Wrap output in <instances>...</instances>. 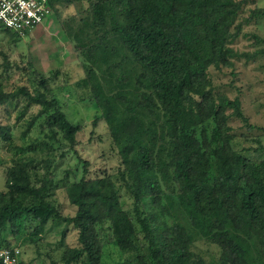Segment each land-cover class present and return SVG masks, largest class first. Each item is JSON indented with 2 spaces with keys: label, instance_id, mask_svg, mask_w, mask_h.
<instances>
[{
  "label": "trees",
  "instance_id": "16d2710c",
  "mask_svg": "<svg viewBox=\"0 0 264 264\" xmlns=\"http://www.w3.org/2000/svg\"><path fill=\"white\" fill-rule=\"evenodd\" d=\"M75 1L81 0L48 3L54 13L57 3ZM84 1L85 16L69 32L85 57L86 75L77 86L99 112L93 124H106L119 168L113 177L71 182L66 195L76 211L63 216L47 199L53 156L40 159L46 173L40 176L36 154L24 156L25 148L17 147L24 155L6 168L5 191H0V249L12 247L5 234L18 237L32 226L36 235L51 222L78 232L80 246L63 250V264H105L101 236L130 256L113 264H206L191 250L197 237L218 247L211 264H264V146L258 138L255 147L236 142L231 117L253 127L238 98L213 92L208 74L211 67L229 65V44L242 28L241 3ZM252 16H264V9ZM19 97L25 107L17 119L31 105L39 106L25 133L38 126L47 154L61 149V140L74 146L78 127L66 119L46 81L11 93L0 83V105ZM9 136L0 125V139ZM64 154L61 149L59 156ZM87 165L84 161L83 173ZM123 188L133 200L134 216L122 207Z\"/></svg>",
  "mask_w": 264,
  "mask_h": 264
},
{
  "label": "rangeland",
  "instance_id": "374dc122",
  "mask_svg": "<svg viewBox=\"0 0 264 264\" xmlns=\"http://www.w3.org/2000/svg\"><path fill=\"white\" fill-rule=\"evenodd\" d=\"M235 1L242 5L239 18L242 28L240 34L229 44L232 52L228 57L229 65L217 69L211 67L208 74L213 92L223 94L230 100L238 98L243 115L253 127L248 130L238 117H231L228 124L232 128L231 133L236 136V142L244 148L255 147V139L258 138L264 146V16H252L253 11L264 9V0ZM87 8L88 2L84 0L69 4L57 3L55 12L31 32L17 38L0 32L2 90L6 93L20 88L32 90L43 79L49 85L51 94L59 100L60 110L66 119L78 127L73 147H68L67 142L61 140V149L65 152L63 156H59L61 149L47 154L46 148L42 149L40 144V141H46V137L38 126L25 133L26 122L37 114L39 106L31 105L24 116L17 119L25 107L23 97L0 105V125L7 127L10 134L7 140L0 139V191H5L6 168L20 154L24 155L16 150L17 147L25 148L24 156L36 154L33 156L40 176L46 174L40 159L53 156L54 161L48 174L51 178V190L47 199L59 209L61 215L70 217L75 214L76 207L69 202L66 187L82 176L86 180L113 177L120 164L119 157L111 146L106 124L103 120L93 124L99 112L93 103L83 100L85 90L77 86L86 75L85 57L83 59L75 47L69 32L71 33V26L75 27L79 19L85 16ZM230 112L227 111L228 114ZM196 135L200 138L199 129ZM56 136L61 138V133L56 132ZM84 161L88 165L83 173ZM116 183L119 184L118 181ZM120 198L123 209L134 216L133 200L124 188L120 192ZM176 214L184 222L181 213L176 211ZM174 215L167 217L169 225L175 222ZM136 228H139L138 224ZM32 229L31 226L18 237L11 233L5 234L12 246L19 243L26 264H63V250L80 246L78 232L70 226L66 227L64 223L49 222L44 232L36 235ZM62 231L65 232L64 237L61 236ZM101 240V259L105 264L130 257L128 253L120 252L112 243L104 242L102 236ZM191 250L206 264L216 261L220 254L218 247L203 237L196 238ZM76 264L83 263L77 261Z\"/></svg>",
  "mask_w": 264,
  "mask_h": 264
},
{
  "label": "built area",
  "instance_id": "2783aa9c",
  "mask_svg": "<svg viewBox=\"0 0 264 264\" xmlns=\"http://www.w3.org/2000/svg\"><path fill=\"white\" fill-rule=\"evenodd\" d=\"M51 13L48 0H0V28L25 35L41 26ZM24 263L20 247L0 249V264Z\"/></svg>",
  "mask_w": 264,
  "mask_h": 264
}]
</instances>
